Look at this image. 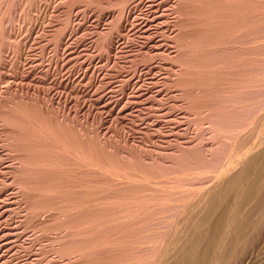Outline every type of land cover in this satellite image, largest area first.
Returning a JSON list of instances; mask_svg holds the SVG:
<instances>
[{
	"label": "rangeland",
	"instance_id": "1",
	"mask_svg": "<svg viewBox=\"0 0 264 264\" xmlns=\"http://www.w3.org/2000/svg\"><path fill=\"white\" fill-rule=\"evenodd\" d=\"M0 29V264L170 256L200 196L264 148V0H0ZM263 230L229 263L264 264Z\"/></svg>",
	"mask_w": 264,
	"mask_h": 264
},
{
	"label": "bare ground",
	"instance_id": "2",
	"mask_svg": "<svg viewBox=\"0 0 264 264\" xmlns=\"http://www.w3.org/2000/svg\"><path fill=\"white\" fill-rule=\"evenodd\" d=\"M234 1V0H233ZM245 1V0H244ZM242 3V2H241ZM244 3H246V2H244ZM243 3V4H244ZM259 2L257 1V4H258ZM234 4V3H233ZM237 4V3H236ZM240 4V3H239ZM244 5H246V4H244ZM239 6V5H238ZM258 6H259V4H258ZM257 6V7H258ZM256 7V6H255ZM239 8V7H238ZM241 8V7H240ZM239 8V9H240ZM246 8H248V7H246ZM243 9V8H242ZM35 10V9H34ZM236 10V9H235ZM249 10V9H248ZM247 10V11H248ZM254 10H257L256 8H254ZM260 10H262V9H260ZM260 10H258V12H260ZM31 11V10H30ZM238 11V10H237ZM241 11V10H240ZM239 11V12H240ZM243 11V10H242ZM245 11H246V9H245ZM249 12V11H248ZM248 12H247V14H248ZM232 13V12H231ZM230 14V13H229ZM237 14V13H236ZM255 14H257V13H255ZM254 14V15H255ZM231 15V14H230ZM233 15V14H232ZM243 16V15H242ZM246 16V15H245ZM251 16V15H250ZM253 16V15H252ZM261 17V16H260ZM231 18V17H230ZM246 18H248V16L246 17ZM256 18H257V16H256ZM253 19H254V17H253ZM257 19H259V18H257ZM242 20H244V19H242L241 18V21ZM260 20V19H259ZM237 21V20H236ZM261 21V20H260ZM259 21V22H260ZM233 23H234V19H233ZM178 24V23H177ZM230 24H231V22H230ZM237 24V23H236ZM245 24H246V22H245ZM242 25V24H241ZM240 25V26H241ZM259 25H260V23H259ZM259 25H258V27H259ZM239 26V27H240ZM255 26H257V25H255ZM254 26V27H255ZM229 27V26H228ZM247 27V26H246ZM230 28V27H229ZM256 28V27H255ZM217 29V28H216ZM233 29V28H232ZM242 29H243V27H242ZM1 30V29H0ZM231 30V29H230ZM235 30V29H234ZM244 30V29H243ZM233 31V30H232ZM239 31V30H238ZM219 32V31H218ZM235 32V31H234ZM221 33H222V31H221ZM239 33V32H238ZM242 33V32H241ZM216 34V33H215ZM223 34V33H222ZM221 34V35H222ZM3 35V34H2ZM232 35V34H231ZM184 36V35H183ZM182 36V37H183ZM227 36V35H226ZM230 36V35H229ZM238 36V35H237ZM254 36V35H253ZM218 37V36H217ZM252 37V36H251ZM231 38V37H230ZM229 38V39H230ZM240 38V37H239ZM1 39V38H0ZM234 39V38H233ZM247 39V38H246ZM258 39V38H257ZM257 39H256V41H257ZM219 40V39H218ZM232 40V39H231ZM187 41V40H186ZM199 41H200V39H199ZM226 41H229V40H226ZM246 41V40H245ZM252 41V40H251ZM202 42V41H201ZM200 42V43H201ZM258 42H259V40H258ZM188 43V42H187ZM223 43V42H222ZM239 44H241V43H239ZM259 44V43H258ZM258 44H257V46H258ZM230 45V44H229ZM261 45V44H260ZM110 46H112V45H110ZM187 46V45H186ZM256 46V45H255ZM187 47H189V46H187ZM252 47H254V46H252ZM239 48V47H238ZM206 49V48H205ZM207 50V49H206ZM205 51V50H204ZM233 51H234V49H233ZM241 51V50H240ZM236 52V51H235ZM238 52V51H237ZM189 53V52H188ZM207 53V52H206ZM226 54H228V53H226ZM179 56H180V54H178ZM231 55V54H230ZM235 55V54H234ZM239 55V54H238ZM190 56V55H189ZM243 58V57H242ZM176 59V58H175ZM186 59V58H185ZM190 59V58H189ZM191 60H193V59H191ZM190 60V61H191ZM238 61H239V59H238ZM241 62H242V60H241ZM188 63H189V61H188ZM191 64V63H190ZM194 64V63H193ZM241 64V63H240ZM181 66V65H180ZM183 66V65H182ZM247 66V65H246ZM181 68V67H180ZM245 69V68H244ZM247 69V68H246ZM188 70V69H187ZM255 70H256V68H255ZM185 71V70H184ZM191 71H192V69H191ZM260 71V70H259ZM243 72V71H242ZM251 72V71H250ZM249 72V73H250ZM220 73H221V71H220ZM253 73V72H252ZM251 73V74H252ZM180 79V78H179ZM258 79V78H257ZM260 79V78H259ZM262 79V78H261ZM216 80V79H215ZM254 80V79H253ZM212 81H214V80H212ZM243 81H244V79H243ZM261 81V80H260ZM177 82V81H176ZM185 82V81H184ZM214 82H216V81H214ZM245 82V81H244ZM251 82V81H250ZM255 82V81H254ZM259 82V81H258ZM178 84V83H177ZM261 84V83H260ZM185 86V85H184ZM249 86V85H248ZM176 87V86H175ZM173 88V87H172ZM192 88V87H191ZM199 88V87H198ZM249 88V87H248ZM264 88V87H263ZM171 89V88H170ZM183 89V88H182ZM256 89V88H255ZM248 91H250V90H248ZM261 91V90H260ZM259 91V92H260ZM203 92V91H202ZM256 92V91H255ZM263 93V92H262ZM215 94V93H214ZM244 94H245V91H244ZM257 94H259V93H257ZM261 94V93H260ZM184 96V95H183ZM191 96H193V95H191ZM217 96V95H216ZM264 96V95H263ZM228 97V96H227ZM262 97V96H261ZM260 97V98H261ZM193 99H195V98H193ZM253 99V98H252ZM210 100V99H209ZM212 100V99H211ZM220 101V100H219ZM245 101V100H244ZM247 101H250V100H247ZM259 101V100H258ZM257 101V102H258ZM193 102V101H192ZM225 102V101H224ZM256 102V101H255ZM256 102V103H257ZM259 103V102H258ZM263 103H264V101H263ZM262 103V99H261V104H263ZM190 104V103H189ZM260 104V103H259ZM258 104V105H259ZM260 104V105H261ZM186 105V104H185ZM192 105V104H191ZM194 105V104H193ZM220 105V104H219ZM246 105V104H245ZM256 105V104H255ZM259 105V106H260ZM178 106V105H177ZM226 106V105H225ZM258 106V107H259ZM263 106V105H262ZM229 107V106H228ZM252 107H254L253 105H252ZM251 108V107H250ZM255 108H257V107H255ZM263 108V107H262ZM172 109V108H171ZM191 109V108H190ZM233 111V110H232ZM253 111V110H252ZM261 111V110H260ZM192 112H194V111H192ZM247 112V111H246ZM248 112H250V113H252L250 110L248 111ZM176 113V112H175ZM245 113V112H244ZM254 113H256L255 111H254ZM262 113V112H261ZM264 113V112H263ZM262 113V114H263ZM203 114V113H202ZM249 114V113H248ZM181 115V114H180ZM207 115V114H206ZM245 115V114H244ZM251 115H253V114H251ZM159 116V115H158ZM162 116V115H161ZM182 116V115H181ZM180 116V117H181ZM219 116V115H218ZM248 116V115H247ZM264 116V115H263ZM171 117V116H170ZM219 117H221V116H219ZM238 117V116H237ZM249 117V116H248ZM247 117V118H248ZM254 117V116H253ZM261 117V116H260ZM165 118V117H164ZM190 119V118H189ZM240 119V118H239ZM249 119V118H248ZM247 119V120H248ZM183 120V119H182ZM194 120V119H193ZM206 120V119H205ZM253 120V119H252ZM257 120V119H256ZM171 122V121H170ZM179 122V121H178ZM184 122V121H183ZM191 122V121H190ZM210 122V121H209ZM248 122V121H247ZM246 122V123H247ZM264 122V121H263ZM235 124V123H234ZM241 124V123H240ZM243 124H245V123H243ZM191 125V124H190ZM207 125V124H206ZM205 125V126H206ZM211 125V124H210ZM204 126V125H203ZM237 126V125H236ZM239 126V125H238ZM150 127V126H149ZM155 127V126H154ZM160 127V126H159ZM209 127V126H208ZM240 127V126H239ZM243 127H245L244 125L242 126V128ZM207 128V127H206ZM205 128V129H206ZM236 128V127H235ZM238 128V127H237ZM156 129V128H155ZM189 129V128H188ZM243 129H245V128H243ZM159 130V129H158ZM210 130V129H209ZM212 130V129H211ZM240 130V129H239ZM255 130V129H254ZM207 131H208V129H207ZM233 131L234 130H232V132H231V134L233 133ZM235 131H236V129H235ZM247 131H249V130H247ZM174 132V131H173ZM229 132V133H230ZM238 132H240V131H238ZM246 132V131H245ZM255 132V131H254ZM241 133V132H240ZM244 133V132H243ZM256 133V132H255ZM201 135V134H200ZM203 135V134H202ZM234 135H236V133H234ZM241 135H243V134H241ZM245 135V134H244ZM250 135V134H249ZM186 136V135H185ZM232 138H233V135H230ZM195 137V136H194ZM193 137V138H194ZM206 137V136H205ZM239 137V136H238ZM243 137V136H242ZM245 137H247V136H245ZM252 136H250V138H251ZM204 138V137H203ZM231 138V139H232ZM235 138V137H234ZM241 138V137H240ZM250 138H248L249 140H250ZM201 139V138H200ZM200 139H198V140H200ZM228 139V138H227ZM244 139V138H243ZM252 139V138H251ZM207 140V139H206ZM221 140V139H220ZM224 140V139H223ZM222 140V141H223ZM239 140V139H238ZM200 141H202V140H200ZM232 141V140H231ZM242 141V140H241ZM248 141V140H247ZM173 142V141H172ZM177 142V141H176ZM204 142V141H203ZM224 142V141H223ZM225 142H227V141H225ZM252 142V141H251ZM174 143V142H173ZM242 143V142H241ZM253 143V142H252ZM260 143H261V141H260ZM80 144V143H79ZM195 144V143H194ZM199 144V143H198ZM223 144V143H222ZM224 144H226L227 145V143H224ZM228 144H229V142H228ZM231 144V143H230ZM244 144H246V143H244ZM179 145V144H178ZM193 145V144H192ZM204 145V144H203ZM237 145V144H236ZM240 145H242V144H240ZM253 145V144H252ZM251 145V146H252ZM18 146V145H17ZM180 146V145H179ZM182 146V145H181ZM186 146V145H185ZM229 146V145H228ZM183 147V146H182ZM188 147H189V145H188ZM253 147V146H252ZM263 147V146H262ZM179 148V147H178ZM221 148H223V147H221ZM228 149V147H226L225 146V149ZM240 148V147H239ZM260 148V147H259ZM258 148V149H259ZM13 149H14V147H13ZM247 149V148H246ZM253 149H254V147H253ZM263 149V150H262ZM260 151H261V153L260 154H258V152H259V150L257 151V156H254L253 154L254 153H252V155L250 156V157H248L247 158V160H243L242 161V163L240 162V160H239V162L242 164L241 166H240V164L238 165L239 166V168L234 172L233 171V174H231L230 173V177H229V179H227V176L225 177L226 178V180L224 179V183H217V185H214V187H212V188H210V189H206L207 190V193H206V191H205V193L206 194H204V195H202V196H200V199H201V203L200 202H198L197 201V203H199V205H196V206H198V209H197V207H196V209H197V211H196V209H195V211L193 212V214L192 213H190V214H192V215H190V216H188V215H186V216H188V218L185 220V223H184V226L183 227H181V232H182V234L181 233H179V234H181V236H180V248L177 250H175L174 251V249L172 250L171 248H172V246L170 247V249L172 250V254H171V250H169L170 252H169V254H170V256H167V254L168 253H166L167 251H168V249H167V251L165 252L166 253V256L165 255H161L160 253V255H158L157 253V249L159 248V246L161 245V243H158L160 240H162L163 238H159V241L158 240H156V242H154V244L156 243H158V244H160L159 246H156L155 245V247H158V248H156V251L154 250V248L152 249V250H154L155 251V254H157L158 256L156 257V255H155V257L153 256V255H151L152 256V258L154 257V260L152 259V262H153V264H214L215 262H216V264H223V263H225V262H228L229 263V260L232 258V257H235V255L240 251V249H242V247H246V245H248L249 243H251L252 241H253V238H255V237H257V235L254 237V235L256 234V233H258L257 231H258V229H260V226L261 227H263V225H264V148H262ZM81 150V149H80ZM79 150V151H80ZM221 150V149H220ZM224 150V149H223ZM77 151V150H76ZM182 151V150H181ZM187 151V150H186ZM189 151V150H188ZM225 151V150H224ZM253 151V150H252ZM187 153V152H186ZM239 153V152H238ZM256 154V153H255ZM79 155V154H78ZM192 154H190V156H191ZM259 155V156H258ZM107 156V155H106ZM169 156V155H168ZM193 156V155H192ZM195 156V155H194ZM79 157V156H78ZM165 157H167V156H165ZM170 157V156H169ZM198 157V156H197ZM222 157V156H221ZM224 157V156H223ZM80 158V157H79ZM83 158V157H82ZM205 158V157H204ZM246 157H244V159H245ZM188 159V158H187ZM212 159H214V158H212ZM224 159H225V157H224ZM223 159V160H224ZM235 159V158H234ZM189 160V159H188ZM197 160V159H196ZM207 160V159H206ZM205 160V161H206ZM211 160V159H210ZM220 160H222V159H220ZM75 161V160H74ZM218 161H219V159H218ZM227 161V160H226ZM225 161V162H226ZM85 162V161H84ZM191 162V161H190ZM193 162V161H192ZM209 162V161H208ZM211 162V161H210ZM213 162V161H212ZM221 162V161H220ZM224 162V161H223ZM237 162V161H236ZM235 162V163H236ZM197 163V162H196ZM217 163V162H216ZM79 164V163H78ZM209 164V163H208ZM212 164V163H211ZM214 164H215V160H214ZM214 164H212L213 166H214ZM55 165V164H54ZM199 165V164H198ZM205 165V164H204ZM223 165V164H222ZM232 165V164H231ZM28 166H29V164H28ZM69 166V165H68ZM111 166V165H110ZM178 166V165H177ZM212 166V167H213ZM70 167V166H69ZM204 167H206V166H204ZM208 167V166H207ZM218 168V166H216L215 165V167L214 168ZM232 167V166H231ZM26 168V167H25ZM24 168V169H25ZM106 168V167H105ZM104 168V169H105ZM183 168V167H182ZM214 168H211V171H212V169H214ZM118 169V168H117ZM229 169V168H228ZM73 170V169H72ZM111 170V169H110ZM115 170V169H114ZM113 170V171H114ZM209 170H210V168H209ZM222 170V169H221ZM117 171V170H116ZM203 171V170H202ZM227 171V170H226ZM80 172V171H79ZM109 172V171H108ZM117 172H120L119 170L117 171ZM131 173V172H130ZM129 173V174H130ZM183 173V172H182ZM191 173V172H190ZM205 173V172H204ZM203 173V174H204ZM211 173V172H210ZM214 173V171L212 172V174ZM28 174V173H27ZM114 174V173H113ZM127 174V173H126ZM128 174V175H129ZM185 174V173H184ZM193 174V173H192ZM200 174H202V173H200ZM206 174V173H205ZM222 174H224V173H222ZM229 174V173H228ZM105 175H107V174H105ZM125 176V175H124ZM123 176V177H124ZM133 176V175H132ZM138 176H140V175H138ZM199 176V175H198ZM197 176V177H198ZM213 176H214V174H213ZM217 176V175H216ZM225 176V175H224ZM223 176V177H224ZM21 177H22V175H21ZM114 178H115V175L113 176ZM127 177V176H126ZM195 177V176H194ZM222 177V176H221ZM132 178V177H131ZM171 178H174V177H171ZM106 179V178H105ZM109 179V178H108ZM190 179H191V177H190ZM196 179H198V178H196ZM115 180V179H114ZM170 180V179H169ZM195 180V179H194ZM194 180L192 181V183L194 182ZM201 180V179H200ZM199 180V181H200ZM190 181V180H189ZM198 181V182H199ZM204 181V180H203ZM202 181V182H203ZM103 182H105V181H103ZM106 182H108V181H106ZM116 182H117V180H116ZM167 182V181H166ZM169 182V181H168ZM191 182V181H190ZM201 182V181H200ZM210 182V181H209ZM213 182V181H212ZM109 183H110V181H109ZM122 183V182H121ZM123 184V183H122ZM126 184H128V183H126ZM130 184V183H129ZM133 184V183H132ZM175 184V183H174ZM212 184V183H211ZM146 185H149L148 183L146 184ZM172 185V184H171ZM188 185V184H187ZM186 185V186H187ZM200 185V184H199ZM202 186L204 185V184H201ZM102 186V185H101ZM186 186H184L185 188H186V191H187V188H188V191H189V187H186ZM104 187V186H103ZM145 187V186H144ZM183 187V188H184ZM190 187H192V185L190 186ZM108 188V187H107ZM137 188V187H136ZM165 188V187H164ZM185 188H184V190H185ZM199 188V187H198ZM200 188H201V186H200ZM208 188V187H207ZM102 189V188H101ZM110 189V188H109ZM126 189V188H125ZM147 189V188H146ZM177 189V188H176ZM161 190V189H160ZM191 190H192V188H191ZM194 190V189H193ZM193 190H192V192L190 193L191 195H192V193H193ZM99 191V190H98ZM128 191V190H127ZM169 191V190H168ZM167 190H166V192H168ZM203 191H204V188H203ZM202 191V192H203ZM108 192V191H107ZM106 192V193H107ZM131 192V191H130ZM170 192V191H169ZM182 192V191H181ZM82 193V192H81ZM113 194V193H112ZM146 194H148V193H146ZM164 194V193H163ZM167 194V193H166ZM171 194V193H170ZM179 194V193H178ZM186 194H188L187 192H186ZM189 194V195H190ZM194 194V193H193ZM111 195V194H110ZM129 195V194H128ZM131 195V194H130ZM168 195V194H167ZM173 195V194H172ZM34 196V195H33ZM154 196V195H153ZM169 196V195H168ZM38 197V196H37ZM50 197V196H49ZM80 197V196H79ZM133 197V196H132ZM150 197V196H149ZM148 197V198H149ZM170 197V196H169ZM177 197H178V195H177ZM193 197H194V195H193ZM195 197H197V195H195ZM134 198V197H133ZM175 198V197H174ZM80 199V198H79ZM93 199H96V198H93ZM125 199V198H124ZM129 199H131V198H129ZM163 199H165L164 197H163ZM167 199V198H166ZM185 199V198H184ZM196 199V198H195ZM197 199H198V197H197ZM87 200V199H86ZM102 200V199H101ZM112 200V199H111ZM139 200V199H138ZM159 200V199H158ZM171 200V199H170ZM176 200H178V199H176ZM180 200V199H179ZM188 200V199H187ZM38 201V200H37ZM42 201V200H41ZM81 201H83V200H81ZM105 201V200H104ZM131 201V200H130ZM149 201V200H148ZM173 201V200H172ZM175 201V200H174ZM173 201V202H174ZM180 201H182V200H180ZM186 201V200H185ZM190 201V200H189ZM123 202V201H122ZM137 202V201H136ZM140 202V201H139ZM165 202V201H164ZM169 202V201H168ZM179 202V201H178ZM196 202V201H195ZM72 203V202H71ZM103 203V202H102ZM107 203V202H106ZM163 203V202H162ZM166 203V202H165ZM164 203V204H165ZM177 203V202H176ZM186 203V202H185ZM42 204V203H41ZM46 204V203H45ZM156 204V203H155ZM161 204V203H160ZM159 204V205H160ZM168 204V203H167ZM178 204V203H177ZM195 204V203H194ZM111 205V204H110ZM110 205H109V207H110ZM142 205V204H141ZM140 205V206H141ZM176 205V204H175ZM169 206V205H168ZM168 206H166V207H168ZM119 207V206H118ZM132 208L133 207H135V206H131ZM161 207V206H160ZM175 207V206H174ZM189 207V206H188ZM43 208V207H42ZM47 208H49V207H47ZM78 208V207H77ZM121 208V207H120ZM138 208V207H137ZM142 208V207H141ZM153 208V207H152ZM163 208V207H162ZM104 209V208H103ZM110 209V208H109ZM116 209V208H115ZM119 209V208H118ZM122 209V208H121ZM156 209V208H155ZM53 210V209H52ZM106 210H108V208L106 209ZM112 210V209H111ZM134 210V209H133ZM136 210V209H135ZM152 210V209H151ZM169 210V209H168ZM186 210H188L187 208H186ZM114 211V210H113ZM142 211V210H141ZM150 211V210H149ZM185 211V210H184ZM191 211V210H190ZM190 211H188V212H190ZM156 212H158V211H156ZM103 213V212H102ZM107 213V212H106ZM111 213V212H110ZM135 213V212H134ZM142 213H143V211H142ZM160 213V212H159ZM187 213V212H186ZM160 214H162V213H160ZM176 214V213H175ZM114 215V214H113ZM134 215V214H133ZM136 215V214H135ZM140 215V214H139ZM157 215H159V214H157ZM165 215V214H164ZM115 216V215H114ZM185 216V217H186ZM104 217V216H103ZM151 217V216H150ZM169 217V216H168ZM177 217V216H176ZM115 219H117V220H115V222L117 221L118 222V217L116 216V217H114ZM130 218V217H129ZM135 218V217H134ZM157 218V217H156ZM166 218V217H165ZM173 218V217H172ZM131 219H132V217H131ZM138 219V218H137ZM151 219V218H150ZM148 220L149 222H147V221H145V222H147V223H149L148 225H152V223H153V221L152 222H150L151 220ZM158 219H159V217H158ZM160 219H161V216H160ZM159 219V220H160ZM139 220V219H138ZM162 220V219H161ZM168 220V219H167ZM107 220H105V222L103 223V224H105V223H107L106 222ZM112 221V220H111ZM178 221V220H177ZM132 222H134V221H132ZM144 222V221H143ZM155 222V221H154ZM162 222V221H161ZM139 223H140V221H139ZM146 223V224H147ZM167 223V222H166ZM143 224H145V223H143ZM163 224H165L164 223V221H163ZM180 224V222H178V226H180L179 225ZM182 224V223H181ZM117 225V224H116ZM115 225V226H116ZM141 225V224H140ZM154 225H156V223L154 224ZM162 225V224H161ZM167 225V224H166ZM172 225V224H171ZM75 226V225H74ZM111 226V225H110ZM112 226L113 227H115L114 225H113V222H112ZM118 226V225H117ZM164 225H162V227H163ZM182 226V225H181ZM106 227V226H105ZM157 227V225L155 226V228ZM159 227H161V226H159ZM102 228V227H101ZM119 228V227H118ZM151 228H153V227H151ZM149 229V227H147V229H149V230H152V229ZM155 228L153 229L154 231H155ZM158 228V227H157ZM156 228V230H158ZM167 228H171L170 226H168ZM179 228V227H178ZM108 228H106L105 230H107ZM115 229V228H114ZM163 229H165V227H163ZM162 228H161V230L160 231H162L163 230ZM103 230V229H102ZM152 230V231H153ZM168 230H170V229H167L166 231H168ZM171 230H172V228H171ZM178 230V229H177ZM179 230V231H180ZM134 231V230H133ZM136 232L135 233H138L137 231H138V228H137V230H135ZM148 231V230H147ZM152 231H150L151 233H152ZM160 231H158V234H156L157 236H164L163 234L161 235L159 232ZM264 231V230H263ZM80 232V231H79ZM115 232H117V231H115ZM128 233H129V231H127ZM150 232H149V234H150ZM157 232V231H156ZM261 232V231H260ZM102 233V232H101ZM131 233V232H130ZM135 233H132V236H133V234L134 235H136ZM163 233H164V231H163ZM263 233V232H262ZM261 233V234H262ZM103 234V233H102ZM124 234V233H123ZM153 234V233H152ZM105 235H106V233H105ZM104 234H103V236H105ZM113 235V234H112ZM129 235V234H128ZM137 235H139V234H137ZM136 235V236H137ZM148 235V234H147ZM151 235V234H150ZM171 235V234H170ZM173 235V234H172ZM171 235V236H172ZM260 235V234H259ZM114 236V235H113ZM130 236L131 238H130V240H133L132 238L133 237H136V236ZM149 236V235H148ZM153 236V235H152ZM155 236V235H154ZM169 236V235H168ZM118 237L120 238V236L118 235ZM128 237V238H127ZM126 237V242H125V239L123 240H121L120 239V243H123V241L125 242V245H126V243L127 242H129V243H127L128 245L130 244V240H129V236H127ZM114 238V237H113ZM122 238V237H121ZM137 238V237H136ZM154 238V237H153ZM167 238V237H166ZM259 238H260V236H259ZM107 239H109V238H106V240ZM140 239V238H139ZM139 239H138V241L137 242H139ZM155 239V238H154ZM171 239H172V237H171ZM261 239V238H260ZM264 239V238H263ZM79 240V239H78ZM87 240V239H86ZM111 240V239H110ZM113 241H111V242H107V241H109V240H107L106 242V244L105 245H107L108 243L110 244H113L112 242H114V239H112ZM129 240V241H128ZM149 240L151 241V240H153L152 239V237L151 238H149ZM148 240V241H149ZM173 240H174V238H173ZM255 240H257V238L256 239H254V241ZM118 241V240H117ZM116 240H115V242H114V244L116 245L118 242H117ZM148 241H146V242H148ZM150 241H149V243H150ZM155 241V240H154ZM158 241V242H157ZM253 241V242H254ZM259 241H261V240H259ZM259 241H258V243H259ZM86 242V241H85ZM136 242V243H137ZM145 242V241H144ZM169 242V241H168ZM174 242V241H173ZM252 242V243H253ZM141 243V240H140V242H139V244ZM152 243V242H151ZM163 243H165V241L163 242ZM175 243H176V241H175ZM179 243V242H178ZM251 243V244H252ZM255 243V242H254ZM108 244V245H109ZM110 244V245H111ZM131 244L133 245H135V241L132 243L131 242ZM146 244V243H145ZM145 244L143 245V243H142V245L143 246H145ZM157 244V245H158ZM169 244H170V242H169ZM174 244V243H173ZM255 244H257V243H255ZM254 244V245H255ZM263 244V243H262ZM82 245V244H81ZM84 245V244H83ZM105 245H103L104 246V248L105 247H110L111 248V246L113 247L114 245H111V246H105ZM123 245H124V243H123ZM122 245V246H123ZM124 245V246H125ZM127 245V246H128ZM132 245H130L129 246V248L132 246ZM133 245V246H134ZM147 245V244H146ZM152 245V244H151ZM254 245H252V248L254 247ZM102 246V245H101ZM102 246V247H103ZM120 246H121V244H120ZM123 246V247H124ZM126 246V248L128 249V247ZM136 246H137V244H136ZM136 246H134V248H130V249H135V247ZM142 246V248L143 249H145L144 247ZM149 247H150V245H148ZM153 246V245H152ZM164 246V245H163ZM173 246H175V245H173ZM249 246V245H248ZM247 246V247H248ZM264 246V245H263ZM117 247V246H116ZM115 247V248H116ZM167 247V246H166ZM165 247V248H166ZM178 247V246H177ZM247 247H246V249L245 250H247ZM262 247V246H261ZM81 248V247H80ZM103 248V249H104ZM110 248H108V249H110ZM151 248V247H150ZM175 248V247H174ZM263 248V247H262ZM103 249H101V250H103ZM107 249V248H106ZM113 249V250H112ZM112 249H110V250H112V251H114V248H112ZM130 249L128 250V251H130ZM141 248L139 247L138 248V250H140ZM250 249V248H249ZM80 250V249H79ZM90 250V249H89ZM116 250H118V249H116ZM152 250H150V251H152ZM87 251V250H86ZM105 251V253H107V251L106 250H104ZM121 252H122V249L120 250ZM127 251V250H126ZM125 252L124 253V255L125 254H127V256H130V258H131V254H129V252ZM135 250H132V253L134 252ZM145 251H147L146 249H145ZM148 251H149V249H148ZM149 251V253H151ZM164 251V250H163ZM174 251V252H173ZM110 252V251H109ZM115 252V251H114ZM120 252V253H121ZM137 252V251H136ZM143 252V251H142ZM157 252V253H156ZM245 252V251H244ZM253 252H254V250H253ZM104 253V252H103ZM105 253L103 254V255H105ZM117 253V252H116ZM120 253H117V254H120ZM123 253V252H122ZM121 253V254H122ZM130 253H131V251H130ZM140 253V252H139ZM145 253V252H144ZM148 253V252H147ZM246 253H247V251H246ZM79 254H81V253H79ZM102 254V253H101ZM134 254H136V253H134ZM153 254V253H152ZM255 254V253H254ZM253 254V255H254ZM71 255V254H70ZM89 255V254H88ZM87 255V256H88ZM106 255H108V254H106ZM111 255H112V253H111ZM142 255H143V253H142ZM242 255V257H243V254H241ZM260 256H258V258L259 257H261V254H259ZM83 256V255H82ZM116 256V255H115ZM121 259V262H122V260H124L125 258H126V256H125V258H124V256H123V254H122V256H123V258L121 257V255H118ZM117 256V257H118ZM145 256V255H144ZM148 256H149V254H148ZM244 256H245V253H244ZM70 257V256H69ZM111 257V256H110ZM133 257V256H132ZM135 257V256H134ZM133 257V258H134ZM139 257V256H138ZM142 257V256H141ZM237 257V256H236ZM241 257V258H242ZM246 257V256H245ZM256 257V256H255ZM264 257V256H263ZM64 258V257H63ZM107 258V257H106ZM106 258H105V260L104 261H106ZM112 258H114V256L112 257ZM111 258V259H112ZM132 258V259H133ZM135 258H137V257H135ZM134 258V259H135ZM149 258H150V256H149ZM239 257H237V259H238ZM247 258V257H246ZM70 259V258H69ZM95 259V258H94ZM97 259V258H96ZM103 259H104V257H103ZM108 259H109V257L107 258V261H108ZM118 259V258H117ZM116 259V260H117ZM137 259H139V258H137ZM137 259H136V261H137ZM141 259H143V257L141 258ZM145 259V258H144ZM143 259V260H144ZM147 259H148V257H147ZM254 259H256V258H254ZM116 260L114 259L113 260V264H114V262H116ZM120 260H117V264H120ZM129 260V259H128ZM146 260V259H145ZM144 260V261H145ZM239 260V259H238ZM237 260V261H238ZM259 260H260V258H259ZM96 261V260H95ZM106 261V262H107ZM110 261H112V260H110ZM125 261H126V263H127V260L125 259ZM125 261H123V262H125ZM139 261V260H138ZM147 261V260H146ZM150 261H151V259L149 260V262H144L145 264H151L150 263ZM241 261V260H240ZM243 261V260H242ZM250 261V260H249ZM252 261V260H251ZM255 261V260H254ZM71 262V261H70ZM119 262V263H118ZM135 262V261H134ZM140 262V264L142 263L143 264V262L142 261H139ZM231 262V261H230ZM234 262V261H233ZM110 263V262H109ZM130 263V261L128 262V264ZM138 263V262H137ZM238 263V262H237ZM261 263V262H260ZM85 264V263H84ZM94 264V263H93ZM97 264V263H96ZM99 264V263H98ZM103 264V263H102ZM116 264V263H115ZM124 264V263H123ZM132 264H133V262H132ZM139 264V263H138ZM230 264V263H229ZM242 264V263H241Z\"/></svg>",
	"mask_w": 264,
	"mask_h": 264
}]
</instances>
